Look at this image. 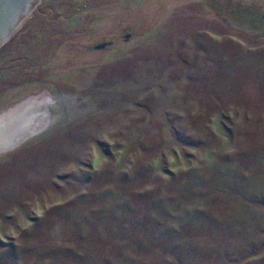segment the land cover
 <instances>
[{"label":"rangeland","instance_id":"1","mask_svg":"<svg viewBox=\"0 0 264 264\" xmlns=\"http://www.w3.org/2000/svg\"><path fill=\"white\" fill-rule=\"evenodd\" d=\"M38 101L0 133V264H264V0H41L0 117Z\"/></svg>","mask_w":264,"mask_h":264},{"label":"water","instance_id":"2","mask_svg":"<svg viewBox=\"0 0 264 264\" xmlns=\"http://www.w3.org/2000/svg\"><path fill=\"white\" fill-rule=\"evenodd\" d=\"M41 0H0V47H2L20 28ZM106 44L110 42L104 41ZM103 45V44H102ZM83 46V47H82ZM100 44L80 45L85 50H96ZM102 47L101 49H105ZM100 50V49H99Z\"/></svg>","mask_w":264,"mask_h":264},{"label":"bare ground","instance_id":"3","mask_svg":"<svg viewBox=\"0 0 264 264\" xmlns=\"http://www.w3.org/2000/svg\"><path fill=\"white\" fill-rule=\"evenodd\" d=\"M48 104H49L48 101H43V102L38 101V103L37 104L34 103L33 106H28V107L25 106L21 110L19 109L20 110L19 112L14 113L12 115H8L7 117H5V118H8V119H11L8 122H4L3 117H0V133L8 134V129L7 128L13 126L17 121H21L22 122V121H25V120H29V118L31 119V121L28 122L27 124L32 123V125H30L29 127H25L24 130L28 131L30 129H33V131H34L36 129L38 130V129L42 128L41 125L46 120L45 114L48 111V108L50 109V106ZM24 112H26V113L28 112V114H25ZM41 117H43V118L41 120H38V118H41ZM24 118H26V119L22 120ZM24 130L22 129L21 131H18L19 133L17 132V134H16V135L23 134V136H22L23 140H24V138L29 137V135H30L29 132H23ZM1 137L2 136H0V140L2 139ZM3 137H4V135H3ZM23 140H20L19 138H17L16 141H14V142L18 143V142H21Z\"/></svg>","mask_w":264,"mask_h":264}]
</instances>
